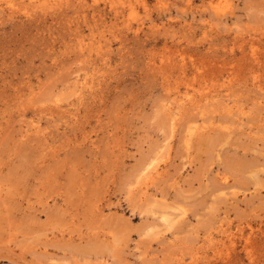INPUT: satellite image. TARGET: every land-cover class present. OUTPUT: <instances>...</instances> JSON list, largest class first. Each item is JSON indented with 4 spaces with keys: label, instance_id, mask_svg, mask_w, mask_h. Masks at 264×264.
<instances>
[{
    "label": "rangeland",
    "instance_id": "374dc122",
    "mask_svg": "<svg viewBox=\"0 0 264 264\" xmlns=\"http://www.w3.org/2000/svg\"><path fill=\"white\" fill-rule=\"evenodd\" d=\"M0 264H264V0H0Z\"/></svg>",
    "mask_w": 264,
    "mask_h": 264
},
{
    "label": "bare ground",
    "instance_id": "6f19581e",
    "mask_svg": "<svg viewBox=\"0 0 264 264\" xmlns=\"http://www.w3.org/2000/svg\"><path fill=\"white\" fill-rule=\"evenodd\" d=\"M60 1V0H59ZM194 132V131H193ZM194 134V133H193Z\"/></svg>",
    "mask_w": 264,
    "mask_h": 264
}]
</instances>
